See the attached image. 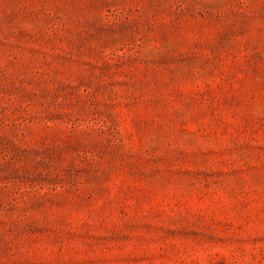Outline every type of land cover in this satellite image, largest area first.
Listing matches in <instances>:
<instances>
[{
  "label": "rangeland",
  "instance_id": "374dc122",
  "mask_svg": "<svg viewBox=\"0 0 264 264\" xmlns=\"http://www.w3.org/2000/svg\"><path fill=\"white\" fill-rule=\"evenodd\" d=\"M0 264H264V0H0Z\"/></svg>",
  "mask_w": 264,
  "mask_h": 264
}]
</instances>
